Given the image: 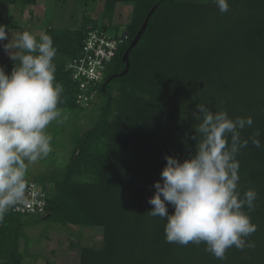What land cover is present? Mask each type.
Listing matches in <instances>:
<instances>
[{"label":"trees","instance_id":"16d2710c","mask_svg":"<svg viewBox=\"0 0 264 264\" xmlns=\"http://www.w3.org/2000/svg\"><path fill=\"white\" fill-rule=\"evenodd\" d=\"M37 1L0 3L21 13ZM228 3L229 11L220 13L212 0H102L99 23L85 19L77 29L45 27L43 33L57 49L55 82L63 86L58 107L84 110L94 105L96 115L76 140L61 177L47 180L51 192L27 180L46 192L45 211L41 216L5 215L0 264H29L19 253L21 220L37 216L66 228H100L101 246L80 247L78 264H264V148L251 142L237 160L239 190L257 192L250 212L257 230L248 237L254 249L232 247L221 261L203 243H167L165 221L148 215L165 154L179 158L194 149L190 135L197 122L191 110L196 104L225 110L230 117L251 116L253 126L241 136L247 139L258 128L264 144V0ZM124 5L131 12L123 28L114 24V16ZM153 7L129 52L128 73L104 85L124 70L122 56ZM89 33L122 42L102 82L82 91L67 66L81 55ZM0 66L10 73L13 62L1 61ZM81 95L85 103L77 101Z\"/></svg>","mask_w":264,"mask_h":264},{"label":"clouds","instance_id":"9594fccd","mask_svg":"<svg viewBox=\"0 0 264 264\" xmlns=\"http://www.w3.org/2000/svg\"><path fill=\"white\" fill-rule=\"evenodd\" d=\"M212 2L220 13L229 11L228 0ZM6 28L0 24V44L13 67L6 73L0 66V220L24 200L28 165L52 151L46 130L53 121L61 122L58 104L63 92L55 82L57 49L52 38L22 31L13 41ZM191 116L197 122L190 135L194 149L179 158L165 154L160 179L153 182L155 191L148 199V215L165 221L167 243H203L206 252L223 261L232 247L255 248L248 237L257 230L250 216L257 192L239 190L237 155L249 142L264 148L262 132L257 128L244 139L242 131L254 123L251 116L230 117L205 104H196Z\"/></svg>","mask_w":264,"mask_h":264},{"label":"rangeland","instance_id":"374dc122","mask_svg":"<svg viewBox=\"0 0 264 264\" xmlns=\"http://www.w3.org/2000/svg\"><path fill=\"white\" fill-rule=\"evenodd\" d=\"M23 12L0 3V24L6 25L14 41L15 34L29 31L39 35L45 27L77 29L85 19L99 20L102 0H38L35 6L26 7ZM130 6H118L114 24L124 28L130 18ZM99 23V22H98ZM108 30V35H113ZM5 40L2 43H7ZM11 61L0 44V62ZM94 104V103H93ZM62 110L61 122L53 121L47 128L52 137V151L35 164L28 165L27 180L44 184L51 192L49 180L58 179L74 149L80 133L89 127L91 118L96 115L92 105L84 110ZM48 180V181H47ZM41 216V215H40ZM19 253L23 262L29 264H78L79 248L101 246L100 228L65 227L51 223L41 217H23L21 220Z\"/></svg>","mask_w":264,"mask_h":264},{"label":"built area","instance_id":"2783aa9c","mask_svg":"<svg viewBox=\"0 0 264 264\" xmlns=\"http://www.w3.org/2000/svg\"><path fill=\"white\" fill-rule=\"evenodd\" d=\"M124 38L126 37L124 36ZM121 42V39L116 41L102 35L98 36L96 33L87 35L81 55L72 59L67 66L71 71V79L78 83L80 90H86L89 85L95 88L102 82L106 66L114 58L118 44ZM78 100L85 103L87 98L81 95ZM46 195L42 188H39L34 182H29L26 185L24 200L10 208L6 214L22 216L44 214ZM2 220H0V225Z\"/></svg>","mask_w":264,"mask_h":264},{"label":"water","instance_id":"95a60500","mask_svg":"<svg viewBox=\"0 0 264 264\" xmlns=\"http://www.w3.org/2000/svg\"><path fill=\"white\" fill-rule=\"evenodd\" d=\"M155 7H153L150 12L148 13L147 17L145 18V21L143 22L140 30L138 31V33L135 35V37L133 38V40L131 41V43L129 44L128 48L126 49V51L124 52L123 56H122V62H124L125 64V68L122 72L112 75L110 77H108L106 79V81L104 82V85L107 84L108 82H110L112 79L114 78H118V77H123L124 75H126L129 71V61H128V56H129V52L131 49H133L136 44L138 43L142 33L145 31L149 17L152 15V13L154 12ZM104 89V86H103Z\"/></svg>","mask_w":264,"mask_h":264}]
</instances>
